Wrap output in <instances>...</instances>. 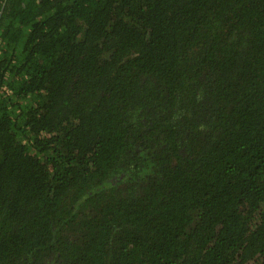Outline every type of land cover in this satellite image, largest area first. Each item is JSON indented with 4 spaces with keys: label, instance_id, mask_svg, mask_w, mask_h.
Returning <instances> with one entry per match:
<instances>
[{
    "label": "trees",
    "instance_id": "1",
    "mask_svg": "<svg viewBox=\"0 0 264 264\" xmlns=\"http://www.w3.org/2000/svg\"><path fill=\"white\" fill-rule=\"evenodd\" d=\"M0 264H264V0H0Z\"/></svg>",
    "mask_w": 264,
    "mask_h": 264
}]
</instances>
